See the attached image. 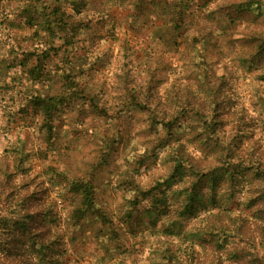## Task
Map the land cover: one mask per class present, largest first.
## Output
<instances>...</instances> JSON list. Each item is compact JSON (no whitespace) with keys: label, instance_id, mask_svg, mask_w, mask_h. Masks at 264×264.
Instances as JSON below:
<instances>
[{"label":"rangeland","instance_id":"rangeland-1","mask_svg":"<svg viewBox=\"0 0 264 264\" xmlns=\"http://www.w3.org/2000/svg\"><path fill=\"white\" fill-rule=\"evenodd\" d=\"M0 169V264H264V0H0Z\"/></svg>","mask_w":264,"mask_h":264},{"label":"trees","instance_id":"trees-1","mask_svg":"<svg viewBox=\"0 0 264 264\" xmlns=\"http://www.w3.org/2000/svg\"><path fill=\"white\" fill-rule=\"evenodd\" d=\"M47 56V55H45ZM27 58V56H26ZM29 60V57L27 58V61ZM43 67L41 65H35L33 66L30 70H29V75L31 74L33 76V78H35L34 76H42L44 75V71H43ZM74 82V81H73ZM69 98H72V93L69 94ZM31 104L33 105V107L36 110H39L43 115H44V119H48V121L45 123L47 124V126H50V118H52L54 111L56 110V108H58L59 103H60V99L57 98V96L54 95H49L47 97H43L40 94H34L32 95V98L30 99ZM45 122V121H44ZM15 150V148H14ZM18 150V149H17ZM20 156L17 159H14V166L15 168H22L26 174H28L29 177V165H25L23 164V160L28 158L27 153L18 150L17 151ZM179 165H182V160H178L177 162ZM4 170H8V168H4ZM1 171V169H0ZM11 173V172H10ZM22 171L18 173V175L13 174L12 171V180L10 185L4 189L3 194L4 197H9V196H13L14 199L16 200H20L23 201L20 204V208H23L25 210L29 209L32 210L35 207V204L33 202H36L39 200V198H35V195L37 193H39L38 189H36V187H34V189H31L30 191L27 189V184L24 181V179L22 178ZM7 174V173H5ZM17 178L16 181H13L14 178ZM30 178H34V177H30ZM6 184V183H5ZM73 186L75 183H73ZM7 186V185H6ZM78 190L81 191V193L83 194V198H82V202L84 204L90 205L91 202V187L90 185H87L86 183H79L77 185ZM16 205V204H15ZM14 205V206H15ZM86 206V205H84ZM85 209H83L84 211ZM83 211H81L80 215H83ZM13 212L10 213V215L8 217H3L2 215H0V232L5 235L6 237L9 236V234L16 232V234L21 231L19 234H17L18 236L21 237V239H19L18 237L12 236L11 237V241L10 244L16 245L18 248L22 247L23 245V237L26 235L29 236H36L39 233L41 235L45 233H49L50 234V230L45 228L39 230L38 232H32V224L29 221L28 223L25 221L23 214H19L16 213L15 215L12 214ZM34 213H36V211H31L28 214L29 217H34ZM48 215V214H47ZM15 234V235H16ZM0 242H3V238L0 235ZM5 243V242H4ZM52 262V260H48L45 262V264H50ZM10 264H28L27 262H25L24 260H15V262H12ZM39 264V263H36ZM194 264H220L217 260H203L201 262H199L198 260H196L194 262Z\"/></svg>","mask_w":264,"mask_h":264}]
</instances>
